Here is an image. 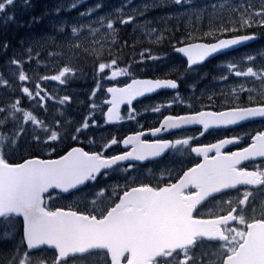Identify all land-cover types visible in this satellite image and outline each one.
<instances>
[{
    "label": "snow or ice",
    "instance_id": "6c2138e0",
    "mask_svg": "<svg viewBox=\"0 0 264 264\" xmlns=\"http://www.w3.org/2000/svg\"><path fill=\"white\" fill-rule=\"evenodd\" d=\"M172 2L179 8L191 5V14L198 17L207 11L197 8L195 0ZM15 5L16 0H0V15L14 21L15 14L8 10ZM22 7H31L30 0ZM75 7L73 0L70 8ZM209 7L208 29L199 35L188 31L172 47L186 58V73L226 57L218 65L219 76L213 77L224 87L197 90L191 85L190 95L182 97L183 77L169 78L172 69L165 78H137L130 65L122 66L125 62L109 51L108 59L92 65L94 87L87 113L79 119L66 114L73 96L51 93L41 84L66 85L82 76L83 69L67 65L43 76L25 71L26 65L39 63L41 43H55V36L38 38L26 48L22 41V50L11 56L9 42L0 43V54L7 56L0 67L8 73L6 79L0 72L8 95L0 100V241L12 244L8 260L0 264H264V126L247 128L257 118L264 125V51L227 58L230 51L257 40L258 32L264 33V0H222ZM61 10L58 6L53 11ZM137 11L125 13L121 8L116 22H136ZM42 18L31 17L29 25ZM101 28L109 31L114 44L117 30L104 17L87 25L61 21L55 31L78 48L82 39L95 42ZM163 38L162 30L154 43ZM90 51L100 56L102 49ZM139 56V64L163 59L152 49ZM105 82L112 86L104 87ZM161 90L173 95L167 104L147 109L161 114L157 125H141L122 138L89 139V131L102 121L125 119L122 106H128L126 118L135 120L134 102ZM98 93L105 94L100 103ZM20 97L31 108L23 107ZM174 106L182 107V114L161 113ZM192 126H198L199 137L220 129L231 135L201 143L196 135H188ZM232 145L237 150H231ZM114 146H122L121 151H110ZM53 153L57 158H51ZM245 162H253L252 170ZM149 164L154 169L145 173ZM110 173L120 180L113 176L115 182L108 183ZM254 192L261 194L259 202ZM59 199L71 203H55Z\"/></svg>",
    "mask_w": 264,
    "mask_h": 264
},
{
    "label": "trees",
    "instance_id": "16d2710c",
    "mask_svg": "<svg viewBox=\"0 0 264 264\" xmlns=\"http://www.w3.org/2000/svg\"><path fill=\"white\" fill-rule=\"evenodd\" d=\"M23 3L24 0H16L15 8H10L8 10V14H15L14 21H7L4 15H0V43L8 41L10 44L7 56H11L14 50H22L21 45L20 48H18V45L15 41L23 37V32H26L27 34L30 33L29 35L55 34V43L42 42V45L39 46V51L42 56L51 55V61L52 59L54 61L53 64L59 65L60 68L67 65H72L83 69L84 74L82 76L78 75L77 77L72 79V81L74 80L75 86H81L87 80H92L90 83L93 82L92 65L95 63L96 60H99L101 58L105 60L108 59L109 51H111L113 56H117L118 58H120V61H127V59H125L126 56L129 55L131 57H137V55H139L141 51L146 50V48H144L143 41L149 43L150 46L153 44L152 42L157 37L155 36V34L151 33H149L148 37L144 36L140 33V29L135 27L134 24L120 25L119 23H117V34L114 37V44L111 42L113 40L112 36H109V38H105V36L99 34L96 37L95 42L91 40H86V43H80L78 48L71 47L68 41L63 42L61 40V35L55 31V26H58L61 21L66 20L69 22H75V20L77 19L86 18L87 16L81 17L80 14L88 11V3H76L77 7L70 8V5L72 3L69 0H30L31 7L27 9L22 7ZM59 5L62 6V10L59 12V14H56L53 10ZM33 16H42L43 18L40 23L29 25L30 19ZM173 23H175L174 18H171V21L169 20L167 24L168 30L170 29L167 34H169L171 36V40H173L172 45L177 44V38L181 40L184 39L182 38L183 36L180 32V30L184 28H189V31H192L194 35H197L194 29H190V27L186 26V23L184 24V26L177 27L180 28L179 30H176V26L170 28L169 26H171V24ZM7 36H9V38H7ZM125 41L127 42V45H125ZM139 41H142V44L139 43ZM33 42V40H29L28 42H26L25 40L24 47H28L30 44H33ZM56 44H59L60 47H56ZM94 47L102 49L100 56H94L92 54L90 49ZM7 56L0 54L1 64L5 63ZM39 58H41V56H39ZM137 59L139 60L140 57ZM125 64L128 65V62H125L122 65L125 66ZM43 68L40 72V75L43 74ZM93 87L94 82L90 86V88ZM60 149L61 145L58 150L60 151ZM53 154V156L51 157H56V154Z\"/></svg>",
    "mask_w": 264,
    "mask_h": 264
},
{
    "label": "rangeland",
    "instance_id": "374dc122",
    "mask_svg": "<svg viewBox=\"0 0 264 264\" xmlns=\"http://www.w3.org/2000/svg\"><path fill=\"white\" fill-rule=\"evenodd\" d=\"M69 1L71 3H73V0H69ZM75 2L76 3H82V4H83V2H88L89 9H94V11L92 12V14L90 16H87L84 19L81 18V19L75 20V22H77L79 24L87 25L90 21H95L100 17H104L105 23H107L108 19H111L114 22V27L116 28L117 13L121 10V8H123V11L125 13L129 12L133 8H136V9H139V11H137V13H136L137 21L132 23V24L137 26V24H144L145 21L151 22V24L148 26L149 30H148V28L138 27L141 31V34H143L144 36H147L148 33H151V34H155V36H157L163 30V37H164L163 40H165V41L171 40V38H170L171 36L169 34H167L170 31V29L168 30V25H166V24L168 23L167 20H168V17L170 15V13L167 11V8L170 6L169 3H171L172 0H131V4L128 3V0H75ZM211 2H213V1L212 0H195V6L197 8L207 9V11L205 12V14L202 17H197L196 15H194L195 18H193V16H191V12H190V9L192 7L191 5H188L185 8H179L178 7V12L174 16L175 23L171 24V26H169V27L172 28V27L176 26V30H179L180 28H177V27L184 26V24L186 23V26L194 28V31H196L195 33L197 35H199L201 32H203L202 27H203V25L204 26L206 25V23H207L206 20H209L208 17L210 15H212L211 8L209 9V6L212 5ZM219 2H222V0H216V3H219ZM234 2H238V0H234ZM146 4L149 5V7L145 10L143 6ZM97 5H99V7H97ZM173 5L176 6L174 3H173ZM141 13H143V14H141ZM149 14L151 15V17H149ZM94 26L97 28L101 27L99 24H95ZM150 29H155V32H150ZM188 31H189V28H184V29L180 30L181 35L183 36L182 38H185L186 32H188ZM29 34L30 33L27 34L26 32H23V34H22L23 37H21L17 41H15L16 44L18 45V48H20L21 41H23V43L25 45V40H26V42H28L29 40L35 41L38 38H42L45 36H55L56 37L55 34H52V35H48V34H43V35L31 34V35H29ZM100 34L105 36V38H109V36H111L109 34V31H107L103 28H101ZM258 34H259V32H258ZM24 35L25 36L29 35V36L25 37ZM259 35L264 37V33H261ZM60 37H61V40L63 42L67 41V37L62 36V35ZM7 38H9V36H7ZM30 43H32V42H30ZM80 43H86V40L82 39L78 42V44H80ZM257 50L264 51V39L263 38H261L259 43H257L256 45H253L251 47L246 48L245 52L239 53L237 56H234V57L239 58L247 52H252L253 54H255ZM163 53H165V51H163ZM156 54H162V53L156 52ZM167 55L168 54H166L165 56H167ZM160 57H163V59L167 60V58H164V56H160ZM50 60H51L50 58L48 60L45 59L42 61V63L47 64L45 67H48L47 69L50 72H52V75H55L58 73V70L60 69V67H57L56 65L49 67ZM0 66H1V63H0ZM252 66L254 68L256 67L254 65H252ZM32 69H34V68H31L30 71ZM159 69H161V68H159ZM221 71H222L221 68L217 69L216 74H218V75H212V76L213 77L219 76ZM0 72H3L5 76L8 75L7 71L4 68L0 67ZM133 75H135V73H133ZM7 78H8V76L6 77V79ZM124 79H126V78H121V81H123ZM235 79L236 78H231L232 81H235ZM91 81L92 80H90V81L87 80L81 86H75L74 80L71 81L70 83L66 84V85H61V84H59V82H56V81H51V82L46 81V82L42 83V87H45V86L50 87L54 90H49V92L54 93V94L58 93L60 96H63L65 94L73 96L72 104L70 106H65V108H67L66 114L71 113L72 118L79 119V114H86L87 113L86 109L88 108V98H89L90 91L92 90V88H90V86L93 84V82L90 83ZM110 85H111L110 83H107V82L104 83V87H106V86L108 87ZM215 85L216 86L211 88V89L215 90L217 88L224 87L223 84H216L215 83ZM252 86H254V85H252ZM3 87L4 86L0 87V100L8 99V95L6 92L3 91ZM104 95L105 94H101V93L97 94V103H100L101 100L104 99ZM49 108L50 109L52 108L51 104L49 105ZM99 129L100 128L98 127L96 129L90 130L89 131V139H93L92 134H94L96 136L95 139L99 140V138L102 137V134L99 133V131H100ZM65 143H68V142H65ZM3 247L4 246H1V248H3Z\"/></svg>",
    "mask_w": 264,
    "mask_h": 264
},
{
    "label": "flooded vegetation",
    "instance_id": "af4514ba",
    "mask_svg": "<svg viewBox=\"0 0 264 264\" xmlns=\"http://www.w3.org/2000/svg\"><path fill=\"white\" fill-rule=\"evenodd\" d=\"M229 57V56H228ZM227 57V58H228ZM164 58H167V60H171V63H165V64H156L152 65L149 69V66L146 70V77L147 78H165V73H168L170 69H172L170 73L169 78H177L182 76L183 79L180 81V94L181 96H187L190 95L191 85H195V88L197 90H204L206 88L207 78H201L200 76H197V73H186V62L178 55H170L164 56ZM226 57H219L215 60H213L211 63H209L207 66H205L206 71H209L210 76L215 75L217 73V69H219L218 65L221 61H224ZM157 61H155L156 63ZM182 63V64H181ZM149 65V61H148ZM161 68V69H159ZM199 71V70H198ZM52 90V89H51ZM173 93L168 91L159 92L151 97L145 98L142 101H135L134 105L137 108L138 112L136 115L135 120H128L126 118V112L128 106H122L121 113L125 116V119L115 122L114 124H108L104 121L101 122V125L99 128V133L102 134V137L104 139L109 138L110 136H116L117 138H122L124 136H127L134 131H138L141 128V125L144 126L145 129H147L150 126H155L160 121L161 114H155L151 111H148L153 104L159 105L161 103L167 104V102L171 99ZM182 114L183 108L182 107H173L170 110L161 109L162 114ZM264 125L261 124L259 120H256L255 122L247 123V128L249 130H252L254 128H260ZM198 126H192V128L188 131V135H196L201 143H212L215 142L217 139L222 138L225 135H231V132L227 129H220V130H211L210 134H206L204 137H199L198 132L195 131V129ZM167 136L168 134H164ZM176 138H184L183 134H177ZM149 139H152L149 137ZM102 142V141H100ZM122 146H114L113 149L110 151L119 152L121 151ZM229 148L233 151L237 150V146L232 145L229 146ZM171 159V157H169ZM165 162V161H163ZM249 165V170H252L251 164L253 162H245ZM255 163H259V160H257ZM149 169H154V165L149 164L146 169H144V172L147 173ZM115 176L116 180H120V176L114 173L109 174L108 183L115 182L111 177ZM101 183H104L103 180H101ZM253 195L256 197L257 202H259L262 197L261 194L258 192H254ZM57 204H68L71 203V200H64L59 199L55 201ZM10 247H12V244L8 242ZM1 248V246H0ZM8 248L3 247L0 250V260L4 259L5 254L8 253Z\"/></svg>",
    "mask_w": 264,
    "mask_h": 264
},
{
    "label": "bare ground",
    "instance_id": "6f19581e",
    "mask_svg": "<svg viewBox=\"0 0 264 264\" xmlns=\"http://www.w3.org/2000/svg\"><path fill=\"white\" fill-rule=\"evenodd\" d=\"M203 21H204V20H203ZM8 51H9V50H8ZM10 51H12V50H10ZM0 59H1V58H0ZM38 65H39V64H38ZM49 69H50V68H49ZM51 69H52V68H51ZM53 155H54V154H53ZM53 155H52V156H53ZM0 250H1V248H0Z\"/></svg>",
    "mask_w": 264,
    "mask_h": 264
}]
</instances>
